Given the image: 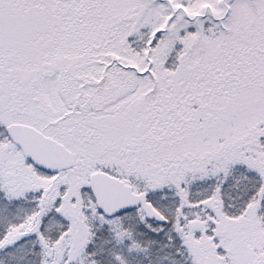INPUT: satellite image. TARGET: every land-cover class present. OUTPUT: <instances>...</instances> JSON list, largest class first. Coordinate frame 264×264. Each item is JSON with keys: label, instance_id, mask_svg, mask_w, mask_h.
I'll list each match as a JSON object with an SVG mask.
<instances>
[{"label": "snow or ice", "instance_id": "1", "mask_svg": "<svg viewBox=\"0 0 264 264\" xmlns=\"http://www.w3.org/2000/svg\"><path fill=\"white\" fill-rule=\"evenodd\" d=\"M0 264H264V0H0Z\"/></svg>", "mask_w": 264, "mask_h": 264}]
</instances>
